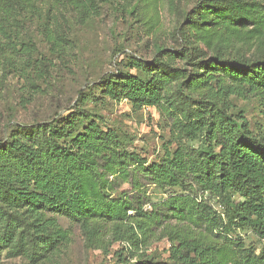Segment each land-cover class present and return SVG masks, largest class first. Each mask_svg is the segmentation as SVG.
<instances>
[{
    "label": "trees",
    "instance_id": "16d2710c",
    "mask_svg": "<svg viewBox=\"0 0 264 264\" xmlns=\"http://www.w3.org/2000/svg\"><path fill=\"white\" fill-rule=\"evenodd\" d=\"M160 2L0 0V94L12 76L23 82L18 105L36 102L55 61L72 55L70 26L107 5L146 36L158 33ZM167 4L177 11L176 0ZM177 20L150 59L100 77L64 113L10 118L0 138V249L55 264L73 240L65 218L112 264H264V126L254 131L234 103L256 98L264 115V0H193ZM105 98L156 108L175 146L149 164L93 107ZM122 183L140 194L120 191ZM145 184L166 195L149 209ZM165 238L168 255L151 249Z\"/></svg>",
    "mask_w": 264,
    "mask_h": 264
},
{
    "label": "rangeland",
    "instance_id": "374dc122",
    "mask_svg": "<svg viewBox=\"0 0 264 264\" xmlns=\"http://www.w3.org/2000/svg\"><path fill=\"white\" fill-rule=\"evenodd\" d=\"M193 0H176L177 11L170 12L167 0H161L159 11L161 29L156 34L146 36L141 31L132 16L118 17L113 12L112 6L107 5L103 14L93 19L86 25L73 23L70 26V40L74 45L72 55L65 61L57 60V67L50 78V86L40 92V98L27 108L18 105L20 100V86L15 77H9L6 88L0 94V138L6 136L7 122L13 118L14 122H31L41 119L47 113H64V107L73 105L79 98V91L89 93L88 86L92 88L101 81L102 76L126 67L135 57L150 59L153 55V42L157 38H168L170 32L177 24L179 9ZM172 44L171 38L167 41ZM40 51L48 54L44 44H40ZM54 58V57H53ZM64 61V62H63ZM135 72V69H132ZM43 87L44 84H41ZM97 97H103L102 90L93 89ZM102 102L93 104V107L105 115L107 125L117 126L127 133V138H132L133 143L129 148L147 158L149 164L162 157L171 143L168 121L156 108L144 107L134 111L127 99L105 98ZM237 108L242 109L249 119L254 131L264 126L262 106L258 99H234ZM92 105V104H91ZM95 105V106H94ZM12 124V122L10 123ZM120 191L129 195L138 196L140 191H132L131 184L122 183ZM143 200L147 202L146 209L151 203H158L166 197L155 185L145 184L142 187ZM141 196V195H140ZM218 211L222 205L215 200H207ZM64 227H70L72 243L63 250L55 264H112V255H104L100 250L89 249L85 245L84 236L78 226L72 225L68 219L61 218ZM247 246L253 240L247 238ZM170 247L168 239H162L152 244L151 249L158 254L164 253ZM119 244L113 249H118ZM0 264H40V260L33 261L23 251L14 252L11 247L0 249Z\"/></svg>",
    "mask_w": 264,
    "mask_h": 264
}]
</instances>
